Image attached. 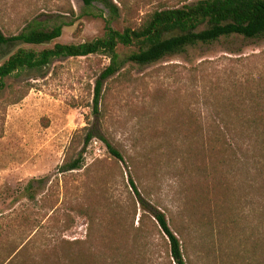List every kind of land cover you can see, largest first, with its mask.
Returning a JSON list of instances; mask_svg holds the SVG:
<instances>
[{"label":"rangeland","instance_id":"obj_1","mask_svg":"<svg viewBox=\"0 0 264 264\" xmlns=\"http://www.w3.org/2000/svg\"><path fill=\"white\" fill-rule=\"evenodd\" d=\"M111 1L120 11L111 27L120 31L163 6L197 0ZM82 13L80 0H0V31L15 36L36 21L48 29L61 26V36L47 45L19 48L78 45L100 37L108 19L100 4H93L90 16ZM108 65L104 56L59 59L41 72L5 80L0 264H25L29 258L37 263L39 255L62 257L85 249L87 241L96 244L107 223L119 220L130 233L142 215L139 199L149 212L173 219L176 228L191 226L184 243L190 264H259L260 249L252 244L261 227L260 180L245 169L224 172L217 178V212L212 203L188 212L187 201L201 187L194 175L200 159L183 129L192 136L197 126L218 122L209 102L214 98L204 99L211 89L234 82L232 92L245 99L247 91L264 86V38L199 45L145 67L126 64L100 83L95 113L96 83ZM87 134L93 138L85 145ZM78 154L81 169L61 173V165ZM142 221L152 259L166 264L165 236L153 228L149 213Z\"/></svg>","mask_w":264,"mask_h":264},{"label":"trees","instance_id":"obj_2","mask_svg":"<svg viewBox=\"0 0 264 264\" xmlns=\"http://www.w3.org/2000/svg\"><path fill=\"white\" fill-rule=\"evenodd\" d=\"M80 1L83 5L82 16H90L93 4H100L108 12L103 34L92 41L78 45L55 44L42 50L24 49L19 47H40L52 43L61 36L62 27L48 29L43 23L33 21L15 36H5L0 31V92L6 87V79L41 72L54 60L104 56L109 60V65L96 83L93 104L97 113L100 83L117 74L126 64L145 67L199 45L235 38H264V0H197L191 4L183 1L180 7L163 6V9L154 10L145 15L137 26L124 25L120 31L111 27L120 15L111 0ZM236 86L231 82L229 88L215 87L205 95V100L214 98L213 102H209L218 122L204 128L197 126L192 136L189 128L183 129L197 147L196 155L200 161L195 164L194 175L201 186L197 195L187 201L190 205L185 210L195 212L212 203L217 212L219 206L215 190L220 187L217 179L220 174L229 171L237 173L241 169L256 173L263 204L261 227L252 246L255 251L260 249L259 264H264V86L247 91L248 97L245 99L239 93L232 92ZM92 138L91 134H87L85 145ZM108 149L112 156L120 159L117 152L110 147ZM81 167L82 158L78 154L75 159L61 165L60 172L77 171ZM129 184L139 197L133 182ZM139 205L142 215L130 233L124 231L122 220L107 223L102 236L96 238L95 245H89L87 241L85 249L78 248L76 252L65 253L62 257L39 255L37 263L29 258L25 264H160L152 259L153 253L150 252V234L142 221L146 213L152 218L150 223L153 228L159 229L167 240L166 264H190L185 259L187 252L184 243L191 226L179 223L178 229L174 220L168 222L162 211L149 212L140 199ZM103 216L104 222L109 220L107 213ZM137 242H141V245L135 248Z\"/></svg>","mask_w":264,"mask_h":264}]
</instances>
